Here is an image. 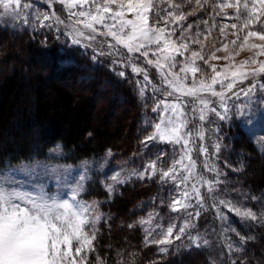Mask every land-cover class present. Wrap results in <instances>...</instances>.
<instances>
[{
	"label": "snow or ice",
	"instance_id": "6c2138e0",
	"mask_svg": "<svg viewBox=\"0 0 264 264\" xmlns=\"http://www.w3.org/2000/svg\"><path fill=\"white\" fill-rule=\"evenodd\" d=\"M45 2L49 8L56 3L62 5L70 23L55 11L49 13L33 10L30 17L27 10L33 6L27 0H0V9L4 13L14 14V19H21L32 30L36 27L51 28V24L45 23L50 20L64 25L70 29L67 35L74 45L88 41L89 43L82 46L91 47L90 42L96 41L98 36L104 37V40L98 42L107 43L109 51L97 52V55H120L127 61V66L133 73L143 76L144 86L139 90L141 97L145 96L148 86L163 97L156 99L152 107V111L158 113L156 119L145 121L146 126L153 130L143 143L146 147L149 142L157 141L171 144L176 155L167 170L158 169L153 161L143 172L134 174L142 179L145 173L155 176L159 171L161 180H171L177 188L184 186L179 198L173 197L171 200L169 206L172 211L180 212L183 209L187 212L193 207L190 203L192 198L203 208L204 197L197 185H207L208 191L212 192L214 184L197 174V164L192 153L197 150L199 154L208 156V148L203 141L206 134L204 123L208 121L209 113L222 121H230V114L235 108L237 117L245 124L251 125L257 119L264 121V79H261L264 77V60L259 59L264 56V0H186L188 4H195L202 11L208 5L215 13L210 17L213 21L211 25L207 19L201 18L200 22L206 26V31L197 30L194 37L190 35L193 26L187 23V17L193 15V12L182 11L185 0ZM229 8L234 9L232 14L225 11ZM216 16L232 22L218 25ZM214 30H218L225 38L229 34L236 37L230 42V56L225 57L229 61L228 66L219 70L215 65L208 64V60L218 59L215 52L206 59L202 47L200 50H192L189 43H199L201 36L207 39ZM253 40L262 43H252ZM245 48L254 51V54L236 65L235 56ZM120 49L124 51L121 52ZM228 49L229 44L221 42V47L215 51ZM188 53L190 55H186ZM137 54L159 73L162 88L153 83L146 69L136 65L134 61ZM198 60L204 61L210 71L205 72L197 63ZM113 63L117 61L114 60ZM119 75L123 77L125 73L120 72ZM258 91L260 97H257ZM230 100L233 101L231 105ZM235 101L241 103L236 104ZM190 114H197L200 123L193 124L189 119ZM190 124L192 127H189ZM197 139L201 142L198 149L195 143ZM175 146H179L178 150ZM213 147L215 154H218L220 143H214ZM261 150L264 151V148ZM54 151H59V146ZM162 155L158 154L156 159L160 160ZM203 166L206 170L219 174L216 166L207 159ZM51 171L56 173L57 170L53 168ZM14 177V171L11 178L8 175L0 177V264H90L89 257L96 252V224L101 216L98 205L78 198L84 190L85 177L81 175L79 181L72 183L67 177L62 180L56 175V191L50 189L46 182L25 186ZM112 179L120 182L117 176ZM189 183L190 190L187 187ZM108 191H112L111 186ZM220 204L238 216L254 221L259 218L264 223V211L258 217L250 208L237 207L230 201L221 200ZM217 214L221 219L225 218L219 209ZM195 215L198 217L200 213L197 211ZM141 223L151 224V214L148 220ZM190 226L187 222L178 229L175 224H169L166 228L158 226L161 227L157 232L159 239L148 238L156 230L150 227L145 230V243L167 246L188 235L193 244L200 247V237H193L187 231ZM203 243L206 245L208 241L204 240ZM228 247L233 250L231 244ZM235 250L240 251L242 247L237 246ZM160 251L166 252L167 247H161ZM94 264H103L102 258L96 256Z\"/></svg>",
	"mask_w": 264,
	"mask_h": 264
},
{
	"label": "rangeland",
	"instance_id": "374dc122",
	"mask_svg": "<svg viewBox=\"0 0 264 264\" xmlns=\"http://www.w3.org/2000/svg\"><path fill=\"white\" fill-rule=\"evenodd\" d=\"M27 2L33 6L27 10L30 17L33 10L47 11L49 13L55 11L62 19L70 23L67 12L59 3L49 8L45 0H27ZM176 2H179V0H176ZM182 11L193 12V15L187 17V23H191L193 26L192 32L190 33L193 37L197 30L201 32L206 31V26L200 22L201 18L207 19L209 25H211L213 21L210 17L215 15L210 6L206 5L205 9L202 11L199 7H196L195 4H188L186 0ZM225 11L228 14H232L234 9L229 8L225 9ZM13 16L14 14L4 13V11L0 9V28L16 33L25 32V36L29 39H40L44 42L45 39L41 37V34L46 33L51 35V43H57L61 48H73L78 50L85 60H79V67L75 69L73 74L68 75L67 84L71 88L77 90L79 94L90 95L95 99L98 106L97 122L107 116V127L114 130L118 128L124 111L132 110L129 108V103L132 101L133 96L130 93V96L126 95V92L121 89V86L112 80L111 73L114 78L120 81L130 80V85H133V92H136L137 99L139 103L142 102L145 111L139 126L142 135L138 138V147L128 156L117 158L116 153L109 150L101 155L92 156L76 164H72L65 160L67 154L63 145L61 143H55L47 150L46 155L42 159H34L8 166L0 171V177L8 175L11 178V173L14 171L15 180L23 183L25 186H30L31 183L46 182L50 189L56 191V175H59L62 180L64 177H67L69 182L72 183L79 181L80 176L83 175L85 177L83 180L84 190L80 193L78 198L88 203L94 202L98 205V212L101 216L100 221L96 224L97 233L96 241L94 242L95 248L98 244L100 227L109 219L108 215L102 210V205L110 202L115 196L119 195L122 187L142 182L140 183L142 187H148L151 193L145 201L139 202V204L137 203L138 205H136L135 208L137 211H141V214H139L137 219L132 223L138 228V237L140 238L139 245L143 247L142 249L150 248L154 254L156 253L164 256L167 254H179L191 250L203 249L207 253L204 254V258L208 263V259L211 261V257H209L210 254L212 258L216 256L217 261L215 260V264H232L233 261H235V264H264V223H262L259 218L254 221L238 216L220 204L221 200L230 201L237 207L243 206L244 208H250L258 214V217L259 213L264 211V208H262V205H264V189L255 192L251 187L244 184L245 176L249 170L247 168L249 167L248 164L251 165L253 162H257L256 168H260L264 165V160L260 159V156H257L261 155V157L264 158V151L261 150L264 148V121L257 119L251 125L245 124L242 119L237 117L235 108H233L230 114L232 116L230 121H222L214 114L209 113L208 121L204 123L206 134L205 140L203 141V144L208 148V156L205 157L199 154L197 150H194L192 157L197 164V174L203 176L205 180L212 181L214 189L212 192H209L207 185L198 184L197 187L204 197L205 206L201 208L196 203L195 198H192L190 203L193 207L189 208L187 212L183 209L180 212L172 211L169 206L171 200L173 197L179 198V194L184 190V186L177 188L171 180H161L159 171L155 176H151L150 173H145L142 179L134 174L143 172L148 164L153 161L156 162L158 169L167 170L176 158L174 146L171 144L157 141L149 142L146 147L143 143L145 137L153 130L150 126H146L145 121L156 119L158 113H154L152 107L156 99H162L163 97H160L158 93H154L151 86L147 87L145 96L141 97L139 90L141 86H144L143 76H138L133 73L131 68L127 66V61L120 55H97V52L107 53L109 51L107 43L101 44L98 42L104 40V37L98 36L96 41L90 42L91 47L82 46L83 44L89 43L88 41H82L81 45H74L67 35L70 29L66 28L64 25H58L50 20L45 23L51 24V28L36 27L35 30H32L29 25L23 24L21 19H14ZM21 16H23V12ZM215 20L218 25L232 22L222 19L219 16H216ZM197 24H199V29H197ZM177 27L179 26L177 25ZM177 35H179V33H177ZM5 36L6 38L2 39L3 36L0 32V40L3 45L5 42L10 41L18 43V40L11 39L7 35ZM235 38V36L230 34L225 38L221 36L218 30H214L207 39L201 36L199 38V43H189L192 50H200L202 47L206 59L215 52V56L218 59H210L208 60V64L215 65L219 70L228 66L229 61L226 60L225 57L230 56L232 50L230 42ZM108 39L110 41V38ZM221 42L228 43L229 49L226 51H215L217 48L221 47ZM251 42L257 44L262 43L256 40ZM23 43L24 41H22V44ZM120 51L123 52L124 50L120 49ZM11 53L13 55L12 63L21 64L25 72L29 75L34 71L43 70L47 76H50L58 70L57 63L52 64L51 60H49V53H41V67L37 66V64H33L28 58L29 55L25 45L20 46L16 44ZM253 54L254 51L245 48L239 52V55L235 56L234 62L236 65H239L242 61L248 60ZM186 55H190V53ZM57 56L60 62L63 56L61 54ZM178 59L182 58L178 57ZM259 59L264 60V56L259 57ZM114 60L117 61V63H113ZM134 62L137 66L147 70L150 79H152L155 85L161 88L163 87L159 73H157L155 68L144 62L143 57L137 54ZM197 63L205 72L210 71L208 65L205 64L204 61L198 60ZM121 64L125 66L122 67ZM99 68L102 70L106 69L110 74L108 75L105 71V76L99 79ZM102 70L101 72H103ZM120 72H124L125 75L123 77L120 76ZM261 79H264V77ZM127 87L128 85L125 86V88ZM260 95L258 91L257 97H260ZM253 99H256V97ZM134 101L136 103L135 99ZM235 103L239 104L241 101H235ZM229 104H233V101L230 100ZM218 110L221 109L218 108ZM132 111L130 112L135 114L134 110ZM189 119L192 120L193 124L200 123L197 114H190ZM125 124L130 125V122ZM189 127H192V125L190 124ZM237 127L243 129L248 135L247 138L252 142L256 153L247 154L244 151H238L234 154L231 153L234 148L232 142L237 137V133L234 132ZM217 142L220 143L221 148L220 152L215 154L213 144ZM195 143L198 149L201 142L197 139ZM57 146H59V151H54ZM175 147L178 150L179 146ZM161 153L163 154L161 159L157 160V155ZM206 159L210 164L216 166L219 174L204 168L203 164ZM53 168L57 170L56 173H52L51 169ZM45 172H47V174H44ZM113 176H117L120 182L114 181L112 179ZM109 186L112 187L111 192L108 191ZM187 187L190 190L191 183H189ZM101 195L106 196L101 197ZM253 197L256 199H252ZM217 209L223 214L225 217L224 219L218 216ZM197 211L200 213L198 217L195 215ZM189 213H191V215H189ZM149 214H151V224H142L141 221L149 219ZM185 222L191 225L187 231L190 232L193 237H200L198 240V243L201 245L200 247H196L192 240L188 238V235L183 236L180 240H174L171 245L167 246L145 243L147 236L146 229L150 227L155 228L156 230L153 231L152 235L148 238L159 239L160 237L157 235V232L161 230V227L158 226L166 228L169 224H175L178 229ZM118 223L120 224H118L114 230L123 228L121 221L118 220ZM126 226L128 228L129 225ZM128 230H125V234L127 237H132ZM134 235L137 234L134 233ZM241 237H244V239L242 240ZM248 237H251V239H248ZM204 240L208 241L206 245L203 243ZM129 241L130 240H127V238L123 239L124 248H126V245H129ZM219 241L221 243H219ZM229 244L233 246V250L229 249ZM237 246H241L242 250H235ZM161 247H167V251H160ZM119 248L121 247H118L117 250H119ZM120 250L123 251L122 248ZM125 254L127 255L126 258L129 259V263V261L133 262L136 259L135 255H137V252L133 249H126ZM92 255L94 261L95 257L99 256L98 254L96 255V252ZM91 256L89 257L90 264H94V261H91ZM103 264L105 263L103 262Z\"/></svg>",
	"mask_w": 264,
	"mask_h": 264
},
{
	"label": "trees",
	"instance_id": "16d2710c",
	"mask_svg": "<svg viewBox=\"0 0 264 264\" xmlns=\"http://www.w3.org/2000/svg\"><path fill=\"white\" fill-rule=\"evenodd\" d=\"M0 32L2 39L7 35L18 40V43L3 42L4 45L0 40V171L20 162L42 159L55 143L63 145L67 154L65 160L72 164L109 150L114 151L118 158L128 156L137 149L138 138L142 135L139 126L145 109L142 102L139 103L136 92H133L129 79L120 81L111 73L112 80L121 86L126 95L133 96L129 108L135 112L134 114L132 110H125L118 128L112 130L107 127V116L97 122L98 106L95 99L90 95L79 94L67 84L68 75L73 74L79 67V60L84 59L78 50L61 48L57 43H51L52 37L46 33L41 34L44 42L40 39H29L25 32L16 33L1 28ZM37 37L39 38L38 35ZM16 44L25 45L28 58L40 67L41 53H49L52 64L57 63L56 73L47 76L43 70H38L29 75L21 64H13L11 52ZM58 54L63 56L60 62ZM101 68L98 71L99 79L106 72L110 74ZM126 85L129 88H125ZM127 122L130 125H126ZM234 132L237 137L232 142V154L238 151L256 153L243 129L237 127ZM257 156L264 160L261 155ZM256 163L248 164L249 170L244 184L259 192L264 189V165L256 168ZM140 183L122 187L119 195L102 205V210L109 219L100 227L96 255L105 264H215L216 256L212 258L209 254L211 261L208 259V263L204 258L206 251L203 249L166 256L154 254L150 248L142 249L139 245L138 228L132 223L141 214V211L136 210V205L145 201L151 191ZM104 196L106 195H101ZM118 220L123 228L114 230L120 224ZM126 225L132 227L127 228ZM125 230L130 231L132 237H127ZM124 238L130 240L126 248L123 246ZM118 247L123 251L121 248L117 250ZM126 249L137 252L133 262L128 263ZM91 261H94L93 255Z\"/></svg>",
	"mask_w": 264,
	"mask_h": 264
}]
</instances>
